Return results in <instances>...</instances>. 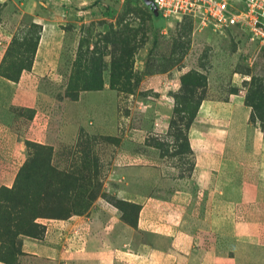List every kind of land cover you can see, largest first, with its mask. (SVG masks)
I'll return each instance as SVG.
<instances>
[{
    "label": "rangeland",
    "instance_id": "obj_1",
    "mask_svg": "<svg viewBox=\"0 0 264 264\" xmlns=\"http://www.w3.org/2000/svg\"><path fill=\"white\" fill-rule=\"evenodd\" d=\"M38 21L58 64L55 79H39L49 87L45 95L74 99L99 87L103 128L95 130L93 113L66 108L73 117L69 135L59 133L53 146L25 144L22 170L9 188H0V261L15 264L21 239L39 238L44 222L82 216L72 233L59 237L70 243L77 234L75 251L81 252L80 232L102 208L142 239L137 209L117 199V189L165 198L178 186L188 193L176 203L182 211L215 205L193 193L189 136L196 149L233 153L254 149L253 133L264 138V51L234 28L154 17L141 0H0V72L14 78L28 67L42 32ZM49 103L45 99L41 113L52 118ZM252 164L264 170L263 159ZM79 254L69 264H92Z\"/></svg>",
    "mask_w": 264,
    "mask_h": 264
},
{
    "label": "crops",
    "instance_id": "obj_2",
    "mask_svg": "<svg viewBox=\"0 0 264 264\" xmlns=\"http://www.w3.org/2000/svg\"><path fill=\"white\" fill-rule=\"evenodd\" d=\"M34 23L42 32H38L28 67L14 78L0 72V188L12 185L23 164L27 142L53 146L59 133L61 137L70 134L73 117L66 115V108L93 113L95 130L103 128L99 119L104 103L101 89L79 91L75 99L64 95L57 100L45 95L49 87L39 79L58 76L57 55L45 23ZM45 99L55 110L52 118L42 116ZM25 112L29 119H24ZM209 135L216 140L218 134ZM189 137L193 193L215 205L206 210L199 207L196 213L182 211L176 203L188 193L178 186L165 198L117 189V199L138 206L135 226L144 233L142 239L130 235L114 212L102 208L92 211L87 231L80 232L84 242L81 252L75 251L77 234L68 237L70 243L59 237L67 236L63 230L74 231L84 217L44 222L41 237L21 239L15 264H69L74 253L90 258L92 264H120L115 253L116 258L125 255L131 264L138 258L144 264H264V170L252 164L257 158L264 161L263 136L253 133L254 149L235 153L227 148L196 149L195 136Z\"/></svg>",
    "mask_w": 264,
    "mask_h": 264
},
{
    "label": "built area",
    "instance_id": "obj_3",
    "mask_svg": "<svg viewBox=\"0 0 264 264\" xmlns=\"http://www.w3.org/2000/svg\"><path fill=\"white\" fill-rule=\"evenodd\" d=\"M150 1L159 16L189 17L216 29L234 28L264 51V0H243L240 7L233 0Z\"/></svg>",
    "mask_w": 264,
    "mask_h": 264
},
{
    "label": "water",
    "instance_id": "obj_4",
    "mask_svg": "<svg viewBox=\"0 0 264 264\" xmlns=\"http://www.w3.org/2000/svg\"><path fill=\"white\" fill-rule=\"evenodd\" d=\"M143 2V4L149 8L151 14L156 17L158 15L156 9L154 8V6L152 5L150 0H141Z\"/></svg>",
    "mask_w": 264,
    "mask_h": 264
},
{
    "label": "trees",
    "instance_id": "obj_5",
    "mask_svg": "<svg viewBox=\"0 0 264 264\" xmlns=\"http://www.w3.org/2000/svg\"><path fill=\"white\" fill-rule=\"evenodd\" d=\"M36 41H37V38H36ZM35 45H36V42H35ZM10 77H11V75H9ZM100 88L98 87V88H96L95 90H99ZM76 97H74V99H75ZM71 99H73V98H71ZM26 144H29L28 142L26 143ZM22 167H23V165L21 166V168L19 169V173H20V171L22 170ZM19 173H17L16 174V176L18 177V175H19ZM17 180V179H16ZM16 180H15V182H16ZM129 205H131V206H133V207H135L136 209H137V213H138V206H136V205H134V204H130V203H128ZM137 216V215H136ZM135 220H136V218H135ZM135 225V224H134ZM42 234H43V231H42ZM42 236V235H41ZM40 236V237H41ZM37 239V238H36Z\"/></svg>",
    "mask_w": 264,
    "mask_h": 264
}]
</instances>
